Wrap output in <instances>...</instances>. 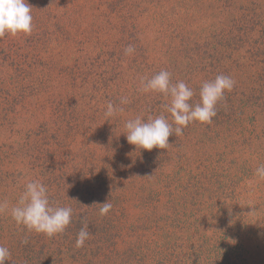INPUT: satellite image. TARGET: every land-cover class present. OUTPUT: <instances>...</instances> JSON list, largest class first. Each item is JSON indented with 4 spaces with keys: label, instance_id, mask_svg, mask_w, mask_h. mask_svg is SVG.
<instances>
[{
    "label": "rangeland",
    "instance_id": "1",
    "mask_svg": "<svg viewBox=\"0 0 264 264\" xmlns=\"http://www.w3.org/2000/svg\"><path fill=\"white\" fill-rule=\"evenodd\" d=\"M26 2L31 33L0 37L5 264H264V0ZM162 70L193 90V105L205 81L235 83L210 124L140 149L126 121L173 122L170 97L141 90ZM109 102L123 111L106 118ZM31 181L51 206L72 209L62 233L12 219Z\"/></svg>",
    "mask_w": 264,
    "mask_h": 264
},
{
    "label": "clouds",
    "instance_id": "2",
    "mask_svg": "<svg viewBox=\"0 0 264 264\" xmlns=\"http://www.w3.org/2000/svg\"><path fill=\"white\" fill-rule=\"evenodd\" d=\"M31 7L26 0H0V37L5 34L16 35L18 33L30 34L32 25ZM125 54L135 51L132 45L125 48ZM171 74L162 70L148 79H141V90L154 91L170 97V104L164 105L171 114L172 123L164 115L149 117L147 121L137 116L125 123L126 140L129 144L139 146L140 149L151 150L154 147L165 149L169 145L168 138L173 133L176 136L183 134V128L193 121L210 124L216 116V105L225 91H231L234 80L230 76L217 75L214 80L205 81L199 92L200 101L191 104L189 101L194 95L193 90L183 81L173 83ZM121 104L129 101L121 99ZM117 108L112 102L106 106L105 117H113ZM173 123L175 127H173ZM264 179V165H260L255 173ZM99 212L107 214L112 208L108 201L101 204ZM8 208L7 202H0V211ZM10 215L17 224L24 225L30 231L44 233L51 237L62 233L70 224L72 209L70 207H53L49 203L47 187L39 181H31L25 185L23 193L15 206L10 209ZM87 225H84L76 237V247H82L89 238ZM27 243V241H23ZM10 251L7 247L0 246V264L10 259Z\"/></svg>",
    "mask_w": 264,
    "mask_h": 264
}]
</instances>
